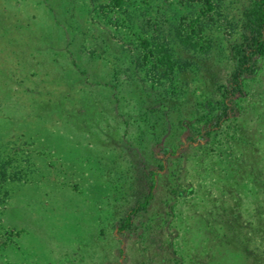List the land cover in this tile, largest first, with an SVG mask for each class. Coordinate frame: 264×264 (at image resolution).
I'll return each mask as SVG.
<instances>
[{
  "label": "rangeland",
  "instance_id": "obj_1",
  "mask_svg": "<svg viewBox=\"0 0 264 264\" xmlns=\"http://www.w3.org/2000/svg\"><path fill=\"white\" fill-rule=\"evenodd\" d=\"M113 1L0 0V264H264L254 0Z\"/></svg>",
  "mask_w": 264,
  "mask_h": 264
},
{
  "label": "trees",
  "instance_id": "obj_2",
  "mask_svg": "<svg viewBox=\"0 0 264 264\" xmlns=\"http://www.w3.org/2000/svg\"><path fill=\"white\" fill-rule=\"evenodd\" d=\"M188 1H195L201 4L203 8V12L201 14L205 17L208 13L212 12L215 0ZM124 2L125 0H114L113 6L119 7ZM194 24L195 23L193 22L190 25V36H185L180 39V41L183 45L195 49L200 45V42H202V30L201 27L196 29ZM241 37V42L232 50L236 61V68L231 77L233 79V83L236 85H240L239 81L244 75L253 73L255 68L254 64H256L258 60L264 58V0H254L245 10L241 24ZM141 44L145 49L149 47V44L146 41H142ZM160 50H162V48H160ZM146 55L153 56V52L148 50ZM158 63L169 73H172L176 67H179V63L172 61L167 51H164ZM149 175L151 185L148 195L145 197L144 201L137 204V206L132 209L128 216L122 221L119 226V231L128 230L131 225V218L134 215L145 211L150 205L153 197L152 192L156 183V173L151 172ZM20 233L21 232H17L16 235H19Z\"/></svg>",
  "mask_w": 264,
  "mask_h": 264
}]
</instances>
